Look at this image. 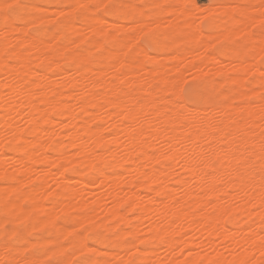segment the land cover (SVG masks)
Masks as SVG:
<instances>
[{"label":"bare ground","instance_id":"obj_1","mask_svg":"<svg viewBox=\"0 0 264 264\" xmlns=\"http://www.w3.org/2000/svg\"><path fill=\"white\" fill-rule=\"evenodd\" d=\"M217 1L0 0V264H264V0Z\"/></svg>","mask_w":264,"mask_h":264},{"label":"rangeland","instance_id":"obj_2","mask_svg":"<svg viewBox=\"0 0 264 264\" xmlns=\"http://www.w3.org/2000/svg\"><path fill=\"white\" fill-rule=\"evenodd\" d=\"M171 2H176V3H180V4H182L181 3V1L182 0H176V1H173V0H170ZM180 1V2H179ZM185 1V2H184ZM183 8L182 9H184L186 12L188 11V12H190L191 11V9H192V5H193V2L195 3L194 5H196V7H200L199 9L200 10H203L204 9V11L206 10V11H210L209 12V14H206L205 13V15L203 14L204 12H202V14H203V16L201 15L200 16V14L198 13V12H195L194 10H192V12L194 11L195 12V14L197 13L198 14V18H196L197 17V14H196V16H195V20H199V21H196V23L198 22V23H204V22H206L207 20H209L211 17H216V16H218L217 14H219V13H221L222 11L220 10V11H218V9L217 8H219V5H221V7H222V9L224 10V8L223 7H225V5L224 4H222V3H220L219 1H217V0H183ZM188 2V3H187ZM172 4H175V3H172ZM184 5H185V7H184ZM190 5H191V7H190ZM211 5H212V7H211ZM214 5H215V8H216V12H215V8H214ZM177 7L178 8H180V5H177ZM177 7H175L174 6V8H177ZM210 7L212 8V9H210ZM177 8V9H178ZM180 8V9H181ZM185 8H191L190 10L189 9H185ZM209 8V9H208ZM180 9H178V10H180ZM220 9V8H219ZM214 10V11H213ZM212 11L215 13H212ZM217 11H218V13H217ZM207 12V13H208ZM194 14V15H195ZM171 19V16H167V17H165V19H167V21H170V19ZM169 19V20H168ZM165 22V21H164ZM133 25V28H134V26L137 24H135V23H127L126 24V26L129 28V26L130 25ZM165 24H166V22H165ZM131 25V26H132ZM135 27H137V26H135ZM136 30V29H135ZM139 30H137L136 31V33H137V35H139L138 33L140 32V36L138 37V36H136V38H137V44H138V46L140 45V47L141 48H143L142 50H144L145 49V51H147L151 56H154V52H153V46H152V44L148 41V39H146L145 37H144V35H143V33L141 32V31H139ZM142 33V34H141ZM212 43V44H211ZM210 44L211 45H214V41L213 42H211ZM216 48V47H215ZM188 61H190V60H188ZM226 63H228L227 61H226ZM103 251H107V250H104L103 249ZM55 262V259H53V258H50L49 259V263H54Z\"/></svg>","mask_w":264,"mask_h":264},{"label":"snow or ice","instance_id":"obj_3","mask_svg":"<svg viewBox=\"0 0 264 264\" xmlns=\"http://www.w3.org/2000/svg\"><path fill=\"white\" fill-rule=\"evenodd\" d=\"M9 7H11V5H9Z\"/></svg>","mask_w":264,"mask_h":264}]
</instances>
